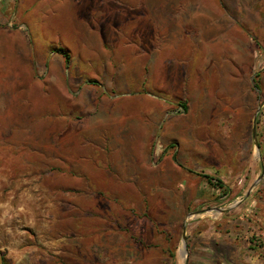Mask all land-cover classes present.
I'll list each match as a JSON object with an SVG mask.
<instances>
[{"label":"rangeland","instance_id":"374dc122","mask_svg":"<svg viewBox=\"0 0 264 264\" xmlns=\"http://www.w3.org/2000/svg\"><path fill=\"white\" fill-rule=\"evenodd\" d=\"M0 82V264H264V0H0Z\"/></svg>","mask_w":264,"mask_h":264},{"label":"trees","instance_id":"16d2710c","mask_svg":"<svg viewBox=\"0 0 264 264\" xmlns=\"http://www.w3.org/2000/svg\"><path fill=\"white\" fill-rule=\"evenodd\" d=\"M57 52L63 54L64 57L66 58V60L69 61L70 55L63 48H58ZM260 76L261 75H260V71H259V72L256 73V77L254 78V87L257 88V89L260 88ZM180 105H181V107L183 109H185V110L187 109L185 103H181ZM175 160H176V158H175ZM204 177H206L207 179H210V177L207 176V175H204ZM209 183H211L213 185V187H215V188H222L223 189V192H222L223 195H227L228 194L229 189L227 190L224 187L222 181H220V180L214 181V180L210 179Z\"/></svg>","mask_w":264,"mask_h":264},{"label":"water","instance_id":"95a60500","mask_svg":"<svg viewBox=\"0 0 264 264\" xmlns=\"http://www.w3.org/2000/svg\"><path fill=\"white\" fill-rule=\"evenodd\" d=\"M256 123H257V115H255V117H254V131H253V133H254V137L255 138H256V135H257ZM184 239H186L185 234H184Z\"/></svg>","mask_w":264,"mask_h":264},{"label":"bare ground","instance_id":"6f19581e","mask_svg":"<svg viewBox=\"0 0 264 264\" xmlns=\"http://www.w3.org/2000/svg\"><path fill=\"white\" fill-rule=\"evenodd\" d=\"M1 83V82H0ZM1 85V84H0Z\"/></svg>","mask_w":264,"mask_h":264}]
</instances>
